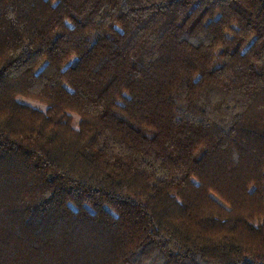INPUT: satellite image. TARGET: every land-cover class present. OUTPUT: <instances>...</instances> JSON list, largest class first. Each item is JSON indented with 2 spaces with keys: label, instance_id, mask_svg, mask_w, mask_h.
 Segmentation results:
<instances>
[{
  "label": "trees",
  "instance_id": "trees-1",
  "mask_svg": "<svg viewBox=\"0 0 264 264\" xmlns=\"http://www.w3.org/2000/svg\"><path fill=\"white\" fill-rule=\"evenodd\" d=\"M0 264H264V0H0Z\"/></svg>",
  "mask_w": 264,
  "mask_h": 264
},
{
  "label": "rangeland",
  "instance_id": "rangeland-1",
  "mask_svg": "<svg viewBox=\"0 0 264 264\" xmlns=\"http://www.w3.org/2000/svg\"><path fill=\"white\" fill-rule=\"evenodd\" d=\"M18 99L22 103L30 105L31 107L40 109L42 111H45L47 109V106L45 104H42V103L38 102L37 100L31 99L28 97H23V96L19 97ZM71 116H72L73 125H74V127L77 128L80 118L76 114H72Z\"/></svg>",
  "mask_w": 264,
  "mask_h": 264
}]
</instances>
